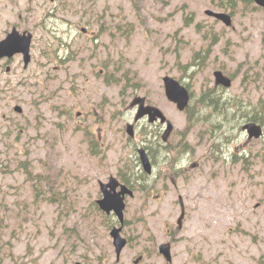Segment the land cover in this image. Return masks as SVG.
<instances>
[{
    "label": "rangeland",
    "instance_id": "obj_1",
    "mask_svg": "<svg viewBox=\"0 0 264 264\" xmlns=\"http://www.w3.org/2000/svg\"><path fill=\"white\" fill-rule=\"evenodd\" d=\"M236 1L227 27L206 11L232 10L212 0H0V38L14 26L34 35L27 69L22 56L0 64V264H264V137L241 129L243 115L264 120V10ZM199 51L210 56L191 68ZM217 70L233 78L221 93L235 110L228 103L226 122L202 118L188 131L190 114L167 99L163 78L188 85L193 106ZM137 96L174 124L173 144L187 142L176 156L184 175L157 159L142 176L137 148L146 131L162 142L164 129L142 120L128 138ZM112 175L150 189L127 199L120 261L115 216L95 206ZM169 242L172 263L158 252Z\"/></svg>",
    "mask_w": 264,
    "mask_h": 264
},
{
    "label": "water",
    "instance_id": "obj_2",
    "mask_svg": "<svg viewBox=\"0 0 264 264\" xmlns=\"http://www.w3.org/2000/svg\"><path fill=\"white\" fill-rule=\"evenodd\" d=\"M257 6L264 8V0H254ZM206 14L210 17H213L221 22H223L226 26L230 27L233 24L232 17L226 13H217L211 10L206 11ZM33 35L31 33H20L18 30L13 29L8 36L0 41V61L4 58L11 59L15 55L22 54L24 57V65L27 68L31 61V45H32ZM7 71L10 72L11 68L8 67ZM216 79L217 86H223L225 88H230L232 86V80L225 76L222 71H216L214 73ZM164 86L166 96L169 101L173 102L177 105L179 111H185L190 103L191 96L189 90L182 85L176 79L166 76L164 78ZM138 106V112L134 120V124L127 125V134L131 137H135V126L136 124L143 118L148 117L150 123H155L157 121H161L162 124L167 123V129L163 135V140L165 142L168 141L171 136L174 125L169 122L164 115V113L157 107L146 105L145 97H136L131 107ZM15 111L18 113H22V108L17 106L15 107ZM244 131H247L250 139H260L263 136V128L262 126L256 123H248L243 127ZM140 158L142 161L143 168L145 172L148 174L152 173V165L149 159V156L144 148L139 150ZM101 190L103 192V199L98 200L97 204L100 209L110 215L114 212L121 226L114 227L111 231V237L113 238V245L115 247V252L118 260L121 257L123 250L126 248L128 241L126 238L122 236V231L125 223V215L124 211L126 209V196H134L133 191H131L128 186L121 184L118 179L115 177H110L108 183H101ZM120 188V191H118ZM185 215V209L183 207L182 217L179 220V224L182 227V219ZM160 253L166 258L168 262H172V253L170 245H162L160 246ZM140 259H138L135 263L138 264ZM80 264V263H79Z\"/></svg>",
    "mask_w": 264,
    "mask_h": 264
},
{
    "label": "trees",
    "instance_id": "obj_3",
    "mask_svg": "<svg viewBox=\"0 0 264 264\" xmlns=\"http://www.w3.org/2000/svg\"><path fill=\"white\" fill-rule=\"evenodd\" d=\"M212 1L218 8L232 10L231 12L232 15L235 12V8L237 7V2H238L236 0H212ZM239 1H241L243 4L247 6L253 5V7L258 9L256 6H254L253 0H239ZM209 56H210V52H201V51L196 52L189 66L191 68L200 69V67L204 66ZM185 68L188 69L187 67ZM187 87L190 88L188 85ZM194 101L198 102V104L200 105V109H198V107L195 106V102L194 105L190 106V108L188 109V113L190 114L189 125L187 127L188 131H190L194 127L195 121H198L202 118H205L207 121H209L212 118V116H215L216 119H221V122H226V116L231 115L229 111L230 107L228 103L232 104L233 109H234V105H236L231 99H229L227 103L226 98H224V96L221 93V88H217V87L202 90L200 97L194 99ZM241 110L242 109L240 105H238L237 111H234V114H236V112L238 113L240 119H241ZM233 117L235 118V115H233ZM242 117L243 119H246L245 122L252 121L264 125V120L258 115H243ZM213 126L215 131L220 129V127L217 124L215 125L213 124ZM209 133H211L212 135L213 132L211 129L209 130ZM224 136L226 139V131L224 132ZM147 142H148L147 149L149 150L150 155L153 157V160H157V156L160 155L159 143L158 144L156 142L154 143L153 140H148ZM220 152H221L220 145L215 144V150L213 151V154ZM242 157L244 158L245 156ZM233 158H235L234 162H237V159L240 157L234 155ZM123 181L129 186H131L132 189H135L136 191H138L139 188H141L138 187L137 184L133 181V176H125V178H123ZM145 189L146 188L143 186L142 190Z\"/></svg>",
    "mask_w": 264,
    "mask_h": 264
},
{
    "label": "flooded vegetation",
    "instance_id": "obj_4",
    "mask_svg": "<svg viewBox=\"0 0 264 264\" xmlns=\"http://www.w3.org/2000/svg\"><path fill=\"white\" fill-rule=\"evenodd\" d=\"M16 26H14L13 28H15ZM12 28V29H13ZM16 28H18V27H16ZM11 29V30H12ZM10 30V31H11ZM10 31H5L4 32V36L2 37V38H0V39H4L7 35H8V33L10 32ZM12 59H14V58H12ZM12 59L11 60H3L0 64H2L3 62H7V64H9V63H11L12 62ZM8 66V65H7ZM161 127L163 128V126L161 125ZM172 138V137H171ZM171 138H170V140H169V143H161V157H162V159H161V161H164V162H166V152L167 151H169V154H173L172 155V157H171V159H172V162L171 163H169L168 165V170H171L170 169V167L172 168V169H174L173 171L175 172V173H177V175H179V174H181V176L182 175H184V173L188 170V166L186 167V163H182L181 161H182V159L180 160V163H177V162H179L178 160H179V158H177L176 156L177 155H179V153L181 152V148H180V146H179V144H180V142L178 143V144H173L172 143V140H171ZM185 146V145H184ZM188 155V154H187ZM174 156V157H173ZM151 158V161H152V166H153V168H154V172H155V169H156V167H160V166H162V163H154V161H153V158L152 157H150ZM170 159V160H171ZM175 162V163H174ZM195 166H197V164L196 165H194V167ZM154 176V174L152 175V176H148V178H152ZM180 176V177H181ZM172 182L174 183V185H175V187H176V179H173L172 180ZM181 200V201H180ZM182 202L184 203V200H183V198L180 196L179 197V203H180V207H181V211H182ZM186 217H187V215H186ZM168 236H169V239L171 240L172 239V237H173V230H169L168 231Z\"/></svg>",
    "mask_w": 264,
    "mask_h": 264
}]
</instances>
